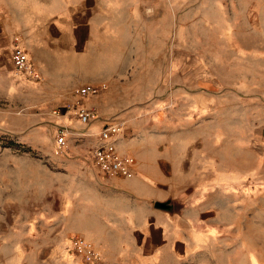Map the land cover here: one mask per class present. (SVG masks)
Returning <instances> with one entry per match:
<instances>
[{
    "label": "rangeland",
    "instance_id": "rangeland-1",
    "mask_svg": "<svg viewBox=\"0 0 264 264\" xmlns=\"http://www.w3.org/2000/svg\"><path fill=\"white\" fill-rule=\"evenodd\" d=\"M68 1L0 0V264H86L71 251L84 231L114 254L122 234L86 224L105 211L64 205L114 200L85 190L79 168L94 165L71 152L110 121L123 123L113 151L135 161L125 179L149 188L138 201L159 213L163 200L172 217L157 264H264V0H105L121 16L86 33L67 26ZM16 41L38 72L40 61V83L14 70ZM104 70L112 82L84 100L104 113L75 127L65 107ZM61 124L71 136L58 156ZM88 241L100 260L89 264H115Z\"/></svg>",
    "mask_w": 264,
    "mask_h": 264
},
{
    "label": "crops",
    "instance_id": "crops-1",
    "mask_svg": "<svg viewBox=\"0 0 264 264\" xmlns=\"http://www.w3.org/2000/svg\"><path fill=\"white\" fill-rule=\"evenodd\" d=\"M67 9L70 12H75L73 15H71L70 21L67 22V26L69 28H73L74 33L77 31L86 33L89 31L88 28L90 26H93V24H99L93 19L115 18L121 16V12L116 13L119 11L117 6L116 8H110L108 2L106 5L105 0H69ZM58 16L60 15H51V17ZM64 24L66 23L64 22ZM54 27L59 30L61 25L55 24ZM87 56L90 57L91 54ZM90 63L91 62L84 63L86 65L85 67H87L86 70H91ZM39 72L42 80L44 74L40 67V61ZM110 79L112 78L109 74V71L104 70L101 71L100 77L92 78L89 76L84 78L82 81H85L86 85H99L104 81L110 84L112 82ZM107 92L108 86L107 90L103 94H106ZM87 106L94 107L100 116L101 113H104L101 105L94 103V99H90ZM78 124L80 123L75 121V127L80 128V125ZM98 132L97 126L93 125L84 134L88 136L86 138L82 137L85 141V145L77 149H71L72 154H79V157L74 160V162H76V166H80L81 164L83 165L85 158L88 159L90 150H86V146H94L96 144ZM126 144L127 143L124 141H121L118 144V147L121 150H124V146ZM127 150L131 151L129 148ZM79 169L81 170H79L82 173L81 175L85 179H88V183L90 185L87 186L88 188L85 190L89 192L90 188H93L94 195L97 192L99 193L100 197H102L104 194L110 193L112 195L114 194L115 198L114 200H109L107 202L102 201L97 203L96 201H90L88 195H84V201L82 203H76L68 200L67 202H64L65 207L69 211H75L76 209L83 210L84 212L95 209L105 211L104 213L100 212L101 218L99 217L98 222H87L86 224L100 227L99 230H95L97 233H99V235L122 234L114 248V254L109 251L113 249L111 245H107L104 242L99 243L95 241L94 237L90 236L88 231H84L86 238L93 242L94 246L100 251L101 255H103L105 258L114 259L115 264H157L156 259L158 258V255L155 242L158 239H163L166 242L165 246L169 247L168 250L170 251L171 245H169L170 241L168 237L166 238V235L170 232L167 222H169L172 217L167 213V211L163 210H160L159 213H153L147 203L143 204L138 201L137 197L140 194L149 193V188L143 187V190L139 179L128 180L116 176L102 177L94 167L92 169ZM134 182H137V184H134ZM108 198H113V196ZM157 201L163 200H154L153 204H155ZM115 225L116 227H114ZM167 228L168 230L166 231ZM39 240L40 239H35V241ZM63 241L64 240L62 239H58V243L56 241L53 242V250L60 252L63 248V245L66 246V243L64 242V244ZM177 242L178 241L175 243ZM68 247H70L69 243L67 244V248ZM44 248L46 247H39V250L44 251ZM80 258L84 260L86 264H89L87 258L84 256H80ZM98 261H100L99 258L96 260V263H98Z\"/></svg>",
    "mask_w": 264,
    "mask_h": 264
},
{
    "label": "built area",
    "instance_id": "built-area-1",
    "mask_svg": "<svg viewBox=\"0 0 264 264\" xmlns=\"http://www.w3.org/2000/svg\"><path fill=\"white\" fill-rule=\"evenodd\" d=\"M11 62L14 70L34 82H39L41 76L34 69L27 52L18 42L14 43L11 51ZM106 87L103 85H83L77 90V101L72 105L65 107L68 116L75 119L82 125H88L97 118V111L94 107H89L84 103L88 97L96 96ZM53 114L59 115L60 109L53 110ZM123 130L122 122H106L101 127L97 135V144L90 150L89 156L92 164L97 169L102 177L116 176L120 178H128L133 172L134 158L130 156H119L113 151L112 142L117 139L118 135ZM71 136L70 129L67 125L61 124L56 133V155L60 156L65 149L69 137ZM71 251L74 255L84 256L89 263L97 260L99 254L95 251L91 242L79 236H75L71 240Z\"/></svg>",
    "mask_w": 264,
    "mask_h": 264
},
{
    "label": "water",
    "instance_id": "water-1",
    "mask_svg": "<svg viewBox=\"0 0 264 264\" xmlns=\"http://www.w3.org/2000/svg\"><path fill=\"white\" fill-rule=\"evenodd\" d=\"M154 205H155L156 208H159V209H161L163 211H167L168 210L166 202H156Z\"/></svg>",
    "mask_w": 264,
    "mask_h": 264
}]
</instances>
